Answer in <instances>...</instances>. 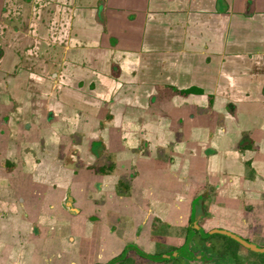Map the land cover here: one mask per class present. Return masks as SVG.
Instances as JSON below:
<instances>
[{"label": "crops", "instance_id": "obj_1", "mask_svg": "<svg viewBox=\"0 0 264 264\" xmlns=\"http://www.w3.org/2000/svg\"><path fill=\"white\" fill-rule=\"evenodd\" d=\"M0 87V264L264 214V0H0Z\"/></svg>", "mask_w": 264, "mask_h": 264}, {"label": "rangeland", "instance_id": "obj_2", "mask_svg": "<svg viewBox=\"0 0 264 264\" xmlns=\"http://www.w3.org/2000/svg\"><path fill=\"white\" fill-rule=\"evenodd\" d=\"M0 90H2V87H0ZM1 109L2 108H0V114L3 113ZM8 140L11 144L13 143L11 137ZM8 140L6 139V144ZM13 147L10 145V148H12L11 154L14 157L13 159H17V156L15 157L16 153H13ZM25 152L29 151L26 150ZM26 160L27 162L29 161L28 159ZM8 162L0 161V174H14V170L16 169L14 165L15 163L13 160L11 164ZM97 163L98 162L96 161L93 162L92 167L97 168L99 166ZM27 164L33 165L31 162H28ZM27 169L29 170V168H26V171ZM258 208L259 207L256 205L255 211H257V213L259 212ZM249 217L252 221L250 222V226H247L246 228V236L248 237L251 244L261 248L264 246V214H252L249 215ZM167 231L168 230H163V232L168 233L172 239L162 241L165 245L157 246L160 243L159 241H156V246L151 248V251L142 247V250L144 252H149V255L161 253L164 256L166 253H168L167 257L163 258L162 260L147 259L140 256L138 252H136L137 250L133 251L132 249L127 248L125 249L124 256L119 261L110 264H264V254L260 255L257 252H253L249 248H245L241 244L230 242L215 235L208 236L207 238L194 236V242L191 243V245L187 248L186 253L184 252L183 248H181V245L184 242L187 231L185 229H180L177 231L170 230L169 232ZM203 232L205 233V231ZM237 233L245 234L242 232ZM79 263L81 262L79 261Z\"/></svg>", "mask_w": 264, "mask_h": 264}, {"label": "flooded vegetation", "instance_id": "obj_3", "mask_svg": "<svg viewBox=\"0 0 264 264\" xmlns=\"http://www.w3.org/2000/svg\"><path fill=\"white\" fill-rule=\"evenodd\" d=\"M250 229V228H249ZM223 231H227V232H232V233H234V234H236V235H238V236H240V237H242L244 240H246V241H248L249 242V239H248V237L246 236V233L247 232H245V234H240V233H237L236 231H231V230H222V229H215V230H212V231H207V232H203L202 230H196V229H193L192 231H189V230H187V232H186V236H185V242H184V246H181V248H183V250H184V252H186L187 253V248L191 245V243H193L194 242V236H198V237H200V238H207L208 236H219V237H221V238H223V239H225V240H228V241H230V242H234V243H238V244H241V243H239L238 241H236V240H234L233 238H231L229 235H227V234H225V233H223ZM202 234V235H201ZM190 240V241H189ZM189 241V242H188ZM242 246H244L245 248H249V247H247L246 245H244V244H241ZM264 247V246H263ZM127 249V248H126ZM133 251L135 250V249H133V248H131ZM180 249V248H179ZM250 249V248H249ZM129 250V249H128ZM250 250H252V249H250ZM127 251V250H126ZM136 251V250H135ZM253 252H257V253H259L258 251H254V250H252ZM136 252H138V254L140 255V256H142V257H145V258H147V259H150V260H162L163 258H165V257H167V254L168 253H166V255H159V256H154V254H152V255H149V254H144V253H142V252H139V251H136ZM264 252V251H263ZM125 253V252H124ZM124 253H123V255L121 256V257H119L118 258V260H120L123 256H124ZM185 253V254H186ZM165 254V253H164ZM152 256H154L155 258H151ZM117 260V261H118ZM113 262H116V260L115 261H113ZM113 262H110V263H113ZM109 264V263H108Z\"/></svg>", "mask_w": 264, "mask_h": 264}, {"label": "water", "instance_id": "obj_4", "mask_svg": "<svg viewBox=\"0 0 264 264\" xmlns=\"http://www.w3.org/2000/svg\"><path fill=\"white\" fill-rule=\"evenodd\" d=\"M223 233L229 235L231 238H233L234 240L238 241L241 244L246 245L247 247H249L250 249L254 250V251H258V252H263L264 251V247H257L253 244H251L250 242L244 240L242 237L232 233V232H227V231H223Z\"/></svg>", "mask_w": 264, "mask_h": 264}, {"label": "trees", "instance_id": "obj_5", "mask_svg": "<svg viewBox=\"0 0 264 264\" xmlns=\"http://www.w3.org/2000/svg\"><path fill=\"white\" fill-rule=\"evenodd\" d=\"M260 255L264 254V252H259ZM151 258H155L154 256H152ZM110 264V263H109Z\"/></svg>", "mask_w": 264, "mask_h": 264}]
</instances>
